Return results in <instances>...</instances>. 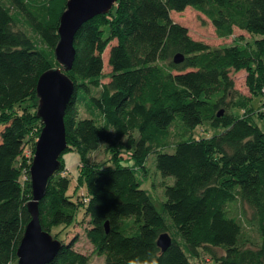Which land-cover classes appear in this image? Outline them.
Wrapping results in <instances>:
<instances>
[{
	"label": "trees",
	"instance_id": "trees-1",
	"mask_svg": "<svg viewBox=\"0 0 264 264\" xmlns=\"http://www.w3.org/2000/svg\"><path fill=\"white\" fill-rule=\"evenodd\" d=\"M7 1L55 54L68 0ZM188 8L208 18L221 39L237 29L264 37V0H118L109 14L88 21L76 35L74 67L66 73L75 93L65 116L68 147L63 153L75 149L83 157L76 195H69L72 179L61 162L40 201V223L52 235L72 225L84 209L86 239L105 264H150L152 259L158 264H264V130L253 118L264 119V111L234 113L240 106L249 108L256 97L264 102V39L255 46L213 48L173 20L172 13ZM14 24L11 9L0 0V264L18 263L17 250L32 219L26 164L35 153V144H28L42 130L37 85L45 72L60 67ZM113 41L110 81L102 83V53ZM179 54L184 61L176 64ZM232 71L248 73L251 100L232 103ZM83 98L103 123L79 119L76 104ZM206 123L214 134L195 139L194 131ZM175 125L188 137L167 152ZM116 138H126L131 165L119 159ZM103 145L113 164L91 163L89 156ZM152 155L164 180L161 211L139 179L140 171L146 176ZM84 187L88 196H78ZM242 215L258 228L257 249L246 247L250 240ZM165 233L172 244L163 252L158 240ZM78 241L62 243L50 264H90Z\"/></svg>",
	"mask_w": 264,
	"mask_h": 264
},
{
	"label": "water",
	"instance_id": "water-1",
	"mask_svg": "<svg viewBox=\"0 0 264 264\" xmlns=\"http://www.w3.org/2000/svg\"><path fill=\"white\" fill-rule=\"evenodd\" d=\"M118 0H68L59 26V43L55 48L59 68L45 72L38 81L39 104L37 118L43 124L38 138L33 163L30 168L32 201L28 211L32 217L17 250L18 264H50L59 253L62 242L43 230L40 223L39 204L46 196L50 179L61 169L60 158L68 147L65 116L75 93V84L66 74L73 70L76 35L88 21L109 14ZM179 54L174 62L180 64ZM224 111L220 112V116ZM109 232V223L106 224ZM172 244L168 233L162 234L158 246L163 252Z\"/></svg>",
	"mask_w": 264,
	"mask_h": 264
},
{
	"label": "rangeland",
	"instance_id": "rangeland-1",
	"mask_svg": "<svg viewBox=\"0 0 264 264\" xmlns=\"http://www.w3.org/2000/svg\"><path fill=\"white\" fill-rule=\"evenodd\" d=\"M2 2H4L7 8L11 9V13L15 21V24L13 27L14 30L26 32L30 37L33 38V40L39 46H41L42 49H44L47 53H49L51 57L55 58V54L51 53L48 49H46L41 44L39 38L30 29L25 18L22 15H20L17 11H14L11 8V4L7 0H2ZM111 18L112 17H107V21L108 22L111 21ZM172 18L176 23H179L182 26L186 27L189 30V33L193 39L197 41H202L210 45L213 48H219V47H224V46L244 45V44H248V45L250 44L252 46H255L256 45L255 42L257 40L264 39L263 36L253 35L251 33H248L246 31H241L238 29L235 31V34L232 37L227 38V39H221L216 35L215 28L212 25V23L209 21V19L206 18L203 14L199 13L198 11L192 8H188L183 13L174 12L172 13ZM240 39H242V41H240ZM116 44H117V41L108 43V45L106 46V48L104 49L102 53V57L104 60V77L101 80L102 83H108L110 81L111 68L108 64L109 53H110L111 48L115 46ZM54 60H56V58ZM231 77L234 80V85H235L233 92H232V96H231V101H233L232 103L234 104V103H240V102H247V99L251 100L253 97L247 85L248 73L246 71H241V72L232 71ZM97 93L98 91H94L93 94L96 95ZM80 98H82L81 95H80ZM263 103L264 102L260 100V98L256 97L255 99L252 100V103H251L252 107H251V104L248 103L250 106L249 108H243L242 106H240L239 108H236L237 109L236 111L234 110V113L237 112L241 116H245L246 114L253 115L254 110H255V114H256V112H259V110L264 111ZM30 105H31V102H30ZM76 107L78 110L79 119L95 118L99 123H103L102 118L100 117L98 112L95 109H92L91 106L89 105L88 99L86 98H83V100L79 99L78 103L76 104ZM225 110H226V113H230L232 109L229 108ZM253 118L255 119L256 124L262 130H264V119H260L257 116H254ZM204 125L205 126L199 127L194 131L195 139L198 140L202 136H207V135L211 136L214 134V130L210 127L209 124L206 123ZM41 126L43 128V124ZM39 129L40 127L35 129L34 135L32 137H35ZM39 136L37 138H34L31 144H28L29 147L35 144V148H36V144H37ZM187 137L188 136L183 135V130L181 129L180 125L173 126L171 129L169 147L166 148L165 151L173 152L174 146L177 144V142ZM125 141H126V138L120 139V140L116 138V142L118 146V153H119L118 156H119V159L122 160V164L131 165L132 164V162L130 161L131 152L125 148ZM33 158H34V155H33ZM33 158L30 164L29 163L26 164V165H29L30 168L33 163ZM82 158L83 157L81 153L74 149L72 151H69L63 154L62 158L60 159L61 160L60 162L64 164L65 169L68 171L67 173H68L69 178L72 179V188L69 192V195H72V194L76 195L75 193V188L77 186L76 181L78 178L79 165L81 164ZM89 160L91 163H94V164H100V165L113 164L112 153L109 152V150L107 149L105 145H103L98 151L92 153L89 156ZM156 173H157V170L155 167V157L152 155L150 156L147 162L146 176H144V173L140 171L139 179L143 181V187L151 193L152 197L158 204V208L161 211L160 204L165 201V195L163 191V181L164 180L160 176H158ZM30 182H31V179H30ZM167 182L169 184L171 183V181H166V183ZM171 184H173V181ZM31 192H32V188H31ZM82 193L88 196L86 187H84L83 189H80L77 195L81 196ZM247 215L248 217L251 218V214L249 212L247 213ZM165 218L168 220V222H170V219L167 215L165 216ZM241 220H242L243 227H244L243 229L244 234L247 235V238L250 240V242L246 244V247L257 249L258 245L260 244V233L258 231L257 226L254 223H248L246 217H244L243 215L241 217ZM87 227H88V218L85 214L84 209H81L78 213L76 221L72 225L58 227L53 230L52 235L53 237L58 236L57 239L65 244L69 243L74 237H78L79 238V241L77 243L78 250L86 253L87 255H90L92 264H105L104 257H98L93 254L94 248L86 239ZM219 252L222 254V251H219ZM193 262L194 264H198L197 262H195V260H193ZM14 264H18V263L14 262Z\"/></svg>",
	"mask_w": 264,
	"mask_h": 264
},
{
	"label": "clouds",
	"instance_id": "clouds-1",
	"mask_svg": "<svg viewBox=\"0 0 264 264\" xmlns=\"http://www.w3.org/2000/svg\"><path fill=\"white\" fill-rule=\"evenodd\" d=\"M130 264H137V261H131ZM144 264H149V261H144ZM150 264H158L156 259H152Z\"/></svg>",
	"mask_w": 264,
	"mask_h": 264
},
{
	"label": "crops",
	"instance_id": "crops-1",
	"mask_svg": "<svg viewBox=\"0 0 264 264\" xmlns=\"http://www.w3.org/2000/svg\"><path fill=\"white\" fill-rule=\"evenodd\" d=\"M77 249H78V245H77ZM90 264H92V260L90 261Z\"/></svg>",
	"mask_w": 264,
	"mask_h": 264
},
{
	"label": "built area",
	"instance_id": "built-area-1",
	"mask_svg": "<svg viewBox=\"0 0 264 264\" xmlns=\"http://www.w3.org/2000/svg\"><path fill=\"white\" fill-rule=\"evenodd\" d=\"M85 203H87V200L85 201Z\"/></svg>",
	"mask_w": 264,
	"mask_h": 264
}]
</instances>
